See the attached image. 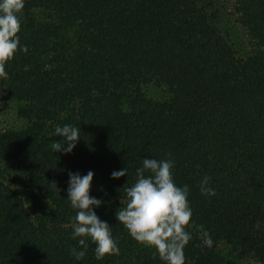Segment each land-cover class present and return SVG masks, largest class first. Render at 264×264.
Returning <instances> with one entry per match:
<instances>
[{"label": "trees", "instance_id": "1", "mask_svg": "<svg viewBox=\"0 0 264 264\" xmlns=\"http://www.w3.org/2000/svg\"><path fill=\"white\" fill-rule=\"evenodd\" d=\"M18 35L0 79L25 123L0 129V264H163L116 211L142 159L168 153L189 187L185 264H264V0H25ZM66 124L80 139L55 153ZM88 171L120 254L96 260L89 241L77 261L68 173Z\"/></svg>", "mask_w": 264, "mask_h": 264}, {"label": "clouds", "instance_id": "2", "mask_svg": "<svg viewBox=\"0 0 264 264\" xmlns=\"http://www.w3.org/2000/svg\"><path fill=\"white\" fill-rule=\"evenodd\" d=\"M25 0H0V79H8L6 64L16 52L27 51L20 45L18 33L21 30V16ZM80 128L69 124L57 126L55 136L63 137L61 142H52L51 148L56 152L71 153L80 139ZM67 145L65 147L64 145ZM168 158H143L142 166L135 172V182L124 189L126 204L116 211V219L127 230L130 237L139 245L154 251L163 264H185L184 248L192 239L187 231L191 223L192 209L188 196L189 187L177 186L173 179L174 160L171 153ZM127 168L111 173V178L119 179L127 175ZM67 200L76 214L72 217L73 240L78 241V248H70L75 260H82L88 250L89 241L95 245L96 260L106 256L120 254L118 242L113 238L112 228L101 221L94 208L103 201L90 195L94 173L86 175L68 173ZM209 176H204L199 184L201 195L214 196L215 190L209 186ZM58 192L56 184L51 183ZM205 238V244L212 241L203 226H198Z\"/></svg>", "mask_w": 264, "mask_h": 264}, {"label": "rangeland", "instance_id": "3", "mask_svg": "<svg viewBox=\"0 0 264 264\" xmlns=\"http://www.w3.org/2000/svg\"><path fill=\"white\" fill-rule=\"evenodd\" d=\"M226 20L227 21L229 20L228 23L230 22V25H231V22H232L231 18L229 17V19H226ZM233 29L234 28L232 25V30ZM233 31H236V30H233ZM236 34H237V31H236ZM236 38H238L237 35H236ZM155 93L157 92L152 91L151 94L155 95ZM16 107H17V104L13 99L0 93V129L20 128L24 126L25 124L24 121L20 119L19 117H17L15 114ZM19 194L25 198L24 200L26 202L27 208L30 210L31 206L27 202L28 201L27 192L23 189H20Z\"/></svg>", "mask_w": 264, "mask_h": 264}]
</instances>
